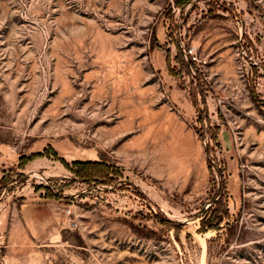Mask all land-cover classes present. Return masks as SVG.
<instances>
[{"label": "rangeland", "instance_id": "rangeland-1", "mask_svg": "<svg viewBox=\"0 0 264 264\" xmlns=\"http://www.w3.org/2000/svg\"><path fill=\"white\" fill-rule=\"evenodd\" d=\"M176 2L0 0V264H264V0Z\"/></svg>", "mask_w": 264, "mask_h": 264}, {"label": "trees", "instance_id": "trees-1", "mask_svg": "<svg viewBox=\"0 0 264 264\" xmlns=\"http://www.w3.org/2000/svg\"><path fill=\"white\" fill-rule=\"evenodd\" d=\"M191 0H177V2H176V5H178V6H180V7H182V6H184V5H186L187 3H189ZM178 49V53H177V55H176V61L179 63V65H181V67L182 68H185V63H184V61H183V56H182V54L180 53L181 52V50L179 49V48H177ZM191 63V62H190ZM192 64V63H191ZM93 166H95V165H93ZM49 191H50V189H48ZM215 204H216V207L218 206V210H219V207H220V201H216L215 202ZM216 210L214 209L213 211H212V214H216Z\"/></svg>", "mask_w": 264, "mask_h": 264}, {"label": "built area", "instance_id": "built-area-1", "mask_svg": "<svg viewBox=\"0 0 264 264\" xmlns=\"http://www.w3.org/2000/svg\"><path fill=\"white\" fill-rule=\"evenodd\" d=\"M186 57L189 59V61L194 65L195 63H200L201 60L196 55V52L193 48H188L185 52ZM205 62V61H203Z\"/></svg>", "mask_w": 264, "mask_h": 264}]
</instances>
